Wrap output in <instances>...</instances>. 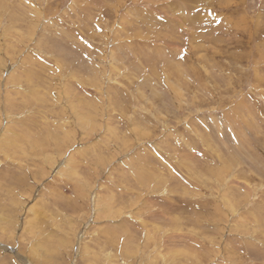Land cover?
I'll return each mask as SVG.
<instances>
[{"label": "rangeland", "instance_id": "374dc122", "mask_svg": "<svg viewBox=\"0 0 264 264\" xmlns=\"http://www.w3.org/2000/svg\"><path fill=\"white\" fill-rule=\"evenodd\" d=\"M0 264H264V0H0Z\"/></svg>", "mask_w": 264, "mask_h": 264}]
</instances>
